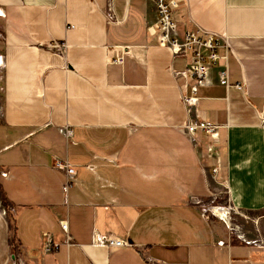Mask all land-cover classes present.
<instances>
[{
    "label": "crops",
    "instance_id": "crops-1",
    "mask_svg": "<svg viewBox=\"0 0 264 264\" xmlns=\"http://www.w3.org/2000/svg\"><path fill=\"white\" fill-rule=\"evenodd\" d=\"M173 14L180 36L227 45L196 93L216 142L184 132L175 73L190 54L149 35L151 0H0V264H264V244L202 210L223 190L264 217V0H183Z\"/></svg>",
    "mask_w": 264,
    "mask_h": 264
},
{
    "label": "built area",
    "instance_id": "built-area-1",
    "mask_svg": "<svg viewBox=\"0 0 264 264\" xmlns=\"http://www.w3.org/2000/svg\"><path fill=\"white\" fill-rule=\"evenodd\" d=\"M155 7L156 20L148 26L147 31L151 37L156 41L157 46L165 48L169 51L172 57H187L190 54L189 62L185 67L175 73V76L185 81V87L187 93L183 95L182 101L187 109V114L190 120L184 125V132L188 137L194 141L195 132L200 130L211 141L216 142L218 140V126L196 119L195 107L198 101L196 93L199 87H203L209 84V73L217 66L219 60H226L227 54L224 53L220 56L217 50L224 48L227 45H222L217 35L208 33L204 39L199 38L196 34L188 31H184L180 36L178 33V20L176 19L173 11L179 7L180 2L183 0H151ZM111 10V7H110ZM62 49L61 46L56 44H50L49 49ZM124 52L112 60V63L116 65H122L124 60ZM219 85L229 88L227 79L226 68L222 70L219 75ZM236 88L240 89V85H236ZM260 119L264 123V114H260ZM207 155L210 158H216V152L213 146L207 148ZM58 168L66 170L67 176L72 178L74 172L68 168L67 165L56 163ZM217 169H213L212 172L216 173ZM4 176V174H2ZM68 185V184H67ZM67 185L64 186L66 191ZM198 204V203H197ZM3 213V212H2ZM205 215V212L204 214ZM61 231L67 236L68 225L65 220L58 222ZM42 249L46 253L52 252L56 245L52 244L51 236L48 233H43L41 236ZM98 241L108 249H120L128 247L129 244L123 239H119L112 236H101ZM69 239H66V243ZM13 261L16 260L15 256H12Z\"/></svg>",
    "mask_w": 264,
    "mask_h": 264
},
{
    "label": "rangeland",
    "instance_id": "rangeland-1",
    "mask_svg": "<svg viewBox=\"0 0 264 264\" xmlns=\"http://www.w3.org/2000/svg\"><path fill=\"white\" fill-rule=\"evenodd\" d=\"M214 193L215 195L208 198L204 203L205 205L202 206L205 216L208 215L210 219H216L223 224L228 225L231 232L234 235H240L239 237L241 239L244 238L248 241L257 240L258 242L264 244L263 215L258 213H242L232 210L228 207V197L223 190L220 192L215 191ZM2 206L3 204L0 200V207ZM215 207L223 209H219L221 212L216 213L213 210Z\"/></svg>",
    "mask_w": 264,
    "mask_h": 264
}]
</instances>
